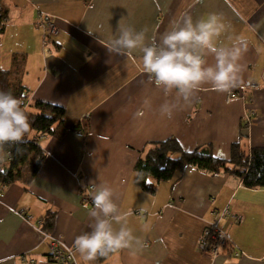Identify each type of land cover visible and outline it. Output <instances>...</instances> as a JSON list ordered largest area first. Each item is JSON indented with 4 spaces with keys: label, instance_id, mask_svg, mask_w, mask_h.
I'll return each instance as SVG.
<instances>
[{
    "label": "crops",
    "instance_id": "obj_1",
    "mask_svg": "<svg viewBox=\"0 0 264 264\" xmlns=\"http://www.w3.org/2000/svg\"><path fill=\"white\" fill-rule=\"evenodd\" d=\"M1 2L10 6L9 22L15 24L0 37L7 44L0 47L4 68L15 52L11 38L20 26L34 22L45 28L46 21L54 22L51 34L36 29L32 51L24 48L23 82L30 89L28 100L62 106L70 128L62 135L40 136L43 154L30 183L0 187V264H54L50 236H61L72 247L76 236L90 231L93 204L86 193L105 182L121 209L131 212L128 226L141 243L91 264H264V186L249 188L228 172L211 174L187 165L177 179L150 177L145 189L136 170L154 143L173 137L185 151L209 144L222 159H230L241 133L248 149L264 147V0ZM209 13L227 25L220 44L229 45L236 36L245 41L238 81L230 89L243 96L229 98V91L205 85L172 118L161 117L166 97L139 70V50L120 54L108 46L118 26L143 30L151 42L174 20L191 16L195 21ZM206 59L214 62L211 55ZM145 98L151 100L150 109L143 107ZM138 110L145 114L136 117ZM5 154L4 149L0 161ZM227 206L239 219L226 216L219 224L242 252L239 257L230 246L214 255L200 245L214 213ZM50 213L54 225L46 231ZM77 260L74 253L70 264Z\"/></svg>",
    "mask_w": 264,
    "mask_h": 264
},
{
    "label": "clouds",
    "instance_id": "obj_2",
    "mask_svg": "<svg viewBox=\"0 0 264 264\" xmlns=\"http://www.w3.org/2000/svg\"><path fill=\"white\" fill-rule=\"evenodd\" d=\"M226 30L227 25L215 13L195 21L191 16H183L151 42L146 41L143 30L118 26V35L108 48L120 54L139 50L137 66L163 92L166 99L160 105L159 113L170 119L181 103L188 102L203 86L208 85L221 93L236 86L245 41L236 36L229 45L220 44L219 38ZM208 55L213 57L211 64L206 59ZM22 103V99L11 92L0 91V147L25 142L30 123ZM143 107L151 108L149 98H145ZM144 114L138 110L135 116ZM86 194L93 204L89 212L92 223L89 224L90 231L76 236L73 241L77 264H91L98 256L105 257L141 243L128 226L131 212L121 209L112 187L106 182L95 184Z\"/></svg>",
    "mask_w": 264,
    "mask_h": 264
},
{
    "label": "trees",
    "instance_id": "obj_3",
    "mask_svg": "<svg viewBox=\"0 0 264 264\" xmlns=\"http://www.w3.org/2000/svg\"><path fill=\"white\" fill-rule=\"evenodd\" d=\"M7 19L6 6L0 0V37L6 31ZM26 71V53L14 52L10 67L8 69L0 67V91L11 92L22 99V107L30 123L25 142L2 146L8 152V160L0 162L1 188L17 181L30 183L34 176L36 159L43 154L40 136L56 134L58 131V135H62L70 128L62 106L41 100H28L30 89L23 82ZM243 127H248L247 123ZM245 142L246 136L241 133L240 142H235L231 147L230 159L215 156L209 144L200 145L192 151H185L174 137L154 143L146 157L141 158L136 166L138 182L145 189H149L146 182L150 177L157 181L177 179L185 166L191 165L211 174L228 172L241 179L249 188L262 187L264 186V147L248 149ZM44 223V229L49 231L54 225V215L48 214ZM107 256L98 257L105 259Z\"/></svg>",
    "mask_w": 264,
    "mask_h": 264
},
{
    "label": "built area",
    "instance_id": "obj_4",
    "mask_svg": "<svg viewBox=\"0 0 264 264\" xmlns=\"http://www.w3.org/2000/svg\"><path fill=\"white\" fill-rule=\"evenodd\" d=\"M45 23V29L48 33H52L55 30V24L53 21L48 20ZM235 90H229L230 97H235ZM243 94H239V97H242ZM253 112L251 111L247 115V119L251 118ZM232 216L234 220H238L239 217L232 213L229 207H225L219 212L214 213V221L209 223L208 226L204 229L201 238L200 245L201 247L209 250L214 255L220 253L223 248L228 246L233 248L232 255L235 257H239L242 255V252L239 248L230 241L224 229L219 224V219L221 217ZM49 258L54 264H65L72 263L74 261V250L71 246H69L65 239L61 236H50V244H49Z\"/></svg>",
    "mask_w": 264,
    "mask_h": 264
},
{
    "label": "rangeland",
    "instance_id": "obj_5",
    "mask_svg": "<svg viewBox=\"0 0 264 264\" xmlns=\"http://www.w3.org/2000/svg\"><path fill=\"white\" fill-rule=\"evenodd\" d=\"M8 8H10V6ZM8 8H6L7 13H8V15H10L11 11H9ZM10 23L11 22H9V16H8L7 25L12 24L13 27L15 28V26H14L15 24H13V23L10 24ZM36 29H40V31H43V29H45V28L40 27L39 24L37 25L34 22H32L31 25L20 26L16 36L15 37L12 36V38H11L12 48L14 49L15 52L26 53V52L32 51L35 48L36 39L38 37ZM3 37L5 39L6 36H3ZM6 45H7L6 41L0 42V47L6 46ZM24 48H25L26 52H24ZM3 62L5 63V61H3V60L1 61V59H0V66L1 67L4 66ZM6 65H8V66H6L5 69H8L11 65V61H8V63ZM2 68H4V67H2ZM234 92L236 93L235 97H239L238 92H236V91H234ZM229 98H234V97H230V93H229ZM253 114H254V112H253ZM250 119H248V120H250ZM3 151H4L3 147H0V153H3ZM7 160H8V155L5 154V158H1L0 162H7Z\"/></svg>",
    "mask_w": 264,
    "mask_h": 264
}]
</instances>
